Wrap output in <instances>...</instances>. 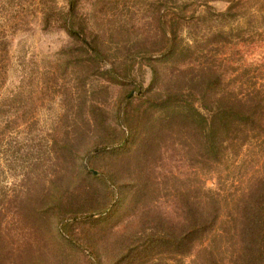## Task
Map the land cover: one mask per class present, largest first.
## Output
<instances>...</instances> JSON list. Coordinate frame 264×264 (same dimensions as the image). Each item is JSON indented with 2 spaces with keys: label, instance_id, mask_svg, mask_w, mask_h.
Returning <instances> with one entry per match:
<instances>
[{
  "label": "rangeland",
  "instance_id": "1",
  "mask_svg": "<svg viewBox=\"0 0 264 264\" xmlns=\"http://www.w3.org/2000/svg\"><path fill=\"white\" fill-rule=\"evenodd\" d=\"M222 57L245 88H264V0H0L8 143L44 164L39 186L12 171L6 180L25 184L39 208L60 195L65 218L43 229L9 213L0 264H154V212L181 220L174 197L205 185L199 137L161 107L177 89L214 87L215 78L191 80L190 66ZM242 161L207 187L235 195L264 167V150ZM212 250L198 247L185 264H209Z\"/></svg>",
  "mask_w": 264,
  "mask_h": 264
},
{
  "label": "trees",
  "instance_id": "2",
  "mask_svg": "<svg viewBox=\"0 0 264 264\" xmlns=\"http://www.w3.org/2000/svg\"><path fill=\"white\" fill-rule=\"evenodd\" d=\"M218 17L223 18L224 14ZM68 34L83 43L88 51L100 54L76 32ZM167 43L175 56L179 51L177 41L168 40ZM230 65L232 62L222 57L215 64L190 66L191 80L215 78L216 85L191 89L194 93L188 95L177 89L174 105L161 107L168 121L183 123L192 141L199 137L205 185L199 192L191 187L185 199L174 197L183 208L181 220L174 221L154 212V234L150 235L154 238L150 242V246L154 244V264H185L184 260L198 247L207 244L218 250L211 251L209 264L226 261L229 264H264V167L255 173L248 186L239 193L234 192L230 198L222 188L207 187L209 181L217 183L224 175L240 170L239 164H243L247 152L264 150V88L255 85L245 88L236 72H228ZM9 99L0 103V232L9 226L11 212L23 225H27V220L38 228L56 227L65 219L60 213V195L53 194L46 200L47 207L39 208L37 203H29L32 193L25 184L13 190L6 180L12 171L15 176L32 180L34 186H39L44 165L39 158L30 159L27 145L8 143L10 122L6 116L12 109ZM22 109L21 106L20 111ZM28 206L31 211L23 214ZM7 247V241H0V263L6 262L2 252ZM144 255L139 254L140 257Z\"/></svg>",
  "mask_w": 264,
  "mask_h": 264
}]
</instances>
